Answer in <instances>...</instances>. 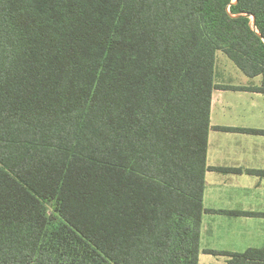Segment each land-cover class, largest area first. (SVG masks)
<instances>
[{
  "label": "trees",
  "instance_id": "1",
  "mask_svg": "<svg viewBox=\"0 0 264 264\" xmlns=\"http://www.w3.org/2000/svg\"><path fill=\"white\" fill-rule=\"evenodd\" d=\"M218 51L264 93V0H0V264H199Z\"/></svg>",
  "mask_w": 264,
  "mask_h": 264
},
{
  "label": "crops",
  "instance_id": "2",
  "mask_svg": "<svg viewBox=\"0 0 264 264\" xmlns=\"http://www.w3.org/2000/svg\"><path fill=\"white\" fill-rule=\"evenodd\" d=\"M219 52L214 67L199 264H228L229 254L264 249V133L258 132L264 131V93L247 90L261 86L263 78L252 77L258 84L238 74L220 78L215 74L223 59L217 56Z\"/></svg>",
  "mask_w": 264,
  "mask_h": 264
},
{
  "label": "rangeland",
  "instance_id": "3",
  "mask_svg": "<svg viewBox=\"0 0 264 264\" xmlns=\"http://www.w3.org/2000/svg\"><path fill=\"white\" fill-rule=\"evenodd\" d=\"M217 56L223 57V59L220 58L221 60L218 61L216 71H215V74L217 73L220 78L226 79L227 77H232L236 74L242 75L243 77H246V75L243 74L237 68V66H235V64L224 53L219 52ZM249 79L254 81V84H258L257 80H256L257 78H249ZM259 79L262 80V78H260V77H259ZM261 80H260V82H261ZM47 215H48L51 222H57L59 220L56 202H50L47 204Z\"/></svg>",
  "mask_w": 264,
  "mask_h": 264
}]
</instances>
